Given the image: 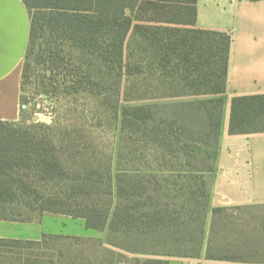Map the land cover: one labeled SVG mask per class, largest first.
I'll list each match as a JSON object with an SVG mask.
<instances>
[{"label": "trees", "instance_id": "obj_1", "mask_svg": "<svg viewBox=\"0 0 264 264\" xmlns=\"http://www.w3.org/2000/svg\"><path fill=\"white\" fill-rule=\"evenodd\" d=\"M23 1L31 29L21 89L37 71L40 93L96 100L119 124V150L114 170L113 155L83 132L0 119V216L27 220L22 205L107 231L106 245L57 234L0 238V253L39 264L35 250L52 242L48 264H122L124 253L133 264L199 257L231 33L198 27V0ZM229 131H264V94L233 97ZM257 206L213 209L206 259L264 263L253 259L255 228L236 222L237 211ZM89 243L98 254L87 252Z\"/></svg>", "mask_w": 264, "mask_h": 264}, {"label": "crops", "instance_id": "obj_2", "mask_svg": "<svg viewBox=\"0 0 264 264\" xmlns=\"http://www.w3.org/2000/svg\"><path fill=\"white\" fill-rule=\"evenodd\" d=\"M197 26L229 32L232 45L216 168L206 223L204 248L197 258L170 257V264H243L206 259L213 209L264 205V131L231 134L232 99L264 94V0H198ZM31 20L23 0H0V119L21 117V82ZM107 231L88 228L83 218L37 212L35 219L0 216V238L40 240L57 234L100 239ZM247 264V263H245ZM264 264V263H257Z\"/></svg>", "mask_w": 264, "mask_h": 264}, {"label": "rangeland", "instance_id": "obj_3", "mask_svg": "<svg viewBox=\"0 0 264 264\" xmlns=\"http://www.w3.org/2000/svg\"><path fill=\"white\" fill-rule=\"evenodd\" d=\"M39 73L36 71L31 82L26 84L22 90V111L17 121L18 128L43 129L45 126H56L68 128L70 132H83L88 135L99 149L113 155L114 170L116 167L117 153L119 150L120 127L110 115L99 112L97 102L92 98L73 99L74 97H51L38 91ZM127 104V103H126ZM133 104V103H130ZM40 126V127H39ZM42 126V127H41ZM22 208L26 219H35L37 212L31 209ZM242 220H236L238 224L255 228V239L257 240L258 254L253 259L264 260V205L251 209L237 211ZM240 241V240H238ZM226 242V241H225ZM49 247L53 243L49 242ZM39 248L35 252L40 254L39 264H48L52 250ZM87 252L94 255L99 253L96 244L86 245ZM1 250H8L3 247ZM125 259L122 264H133V254L124 253ZM24 257L12 253H0V264H21Z\"/></svg>", "mask_w": 264, "mask_h": 264}]
</instances>
